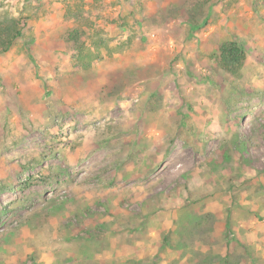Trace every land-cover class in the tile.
<instances>
[{
	"label": "rangeland",
	"instance_id": "rangeland-1",
	"mask_svg": "<svg viewBox=\"0 0 264 264\" xmlns=\"http://www.w3.org/2000/svg\"><path fill=\"white\" fill-rule=\"evenodd\" d=\"M0 4V264H264V0Z\"/></svg>",
	"mask_w": 264,
	"mask_h": 264
},
{
	"label": "trees",
	"instance_id": "trees-1",
	"mask_svg": "<svg viewBox=\"0 0 264 264\" xmlns=\"http://www.w3.org/2000/svg\"><path fill=\"white\" fill-rule=\"evenodd\" d=\"M3 8V5L0 4V55L7 53L15 42L22 37V32L26 26V17L14 16ZM99 45L100 44L97 42L93 44L96 48V52H99V48H97ZM100 46L104 47V51L108 50L105 44H101ZM77 48V60L84 68L89 67L90 62L94 60L97 53L93 51L90 52L84 44H81ZM85 49L86 55H83ZM244 59V49L239 43L235 41H225L220 45L219 54L217 55V64L224 71L228 73L238 72L243 65ZM83 61H86V63Z\"/></svg>",
	"mask_w": 264,
	"mask_h": 264
}]
</instances>
